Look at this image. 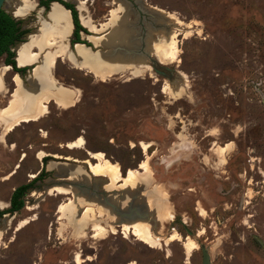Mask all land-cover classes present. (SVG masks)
<instances>
[{"label":"rangeland","instance_id":"rangeland-1","mask_svg":"<svg viewBox=\"0 0 264 264\" xmlns=\"http://www.w3.org/2000/svg\"><path fill=\"white\" fill-rule=\"evenodd\" d=\"M32 1L34 11L16 18L35 33L37 14L46 16ZM82 1L92 37L108 36L113 18L124 14L132 43L127 56L112 58L123 61L104 80L57 58L54 86L75 91L74 104L63 108L47 99L38 120L10 132L0 121L3 212L14 188L42 168L48 172L23 194V207L0 217V264H78V256L84 259L79 264H201V245L210 264H264V0ZM16 2L5 0L3 9L14 16ZM171 30L177 32L176 55L161 61L150 48ZM85 35L80 32L84 45L111 55ZM130 54L145 55V62ZM135 68L140 71L133 76ZM13 73L10 67L2 76L0 107L15 87ZM30 80L26 70L21 81L32 87ZM164 83L184 86L171 96L162 92ZM80 137L82 147H66ZM92 152L116 162L119 177L85 168L80 161L97 162ZM42 154L49 159L38 160ZM130 169L135 174L123 179ZM58 186L68 192H57ZM75 195L92 201L82 198L72 215L58 211ZM157 204L165 217L159 218ZM89 211L103 229L98 237L90 222L77 231L80 212ZM121 219L148 221L157 244L138 240ZM184 238L196 243L190 254Z\"/></svg>","mask_w":264,"mask_h":264},{"label":"bare ground","instance_id":"bare-ground-1","mask_svg":"<svg viewBox=\"0 0 264 264\" xmlns=\"http://www.w3.org/2000/svg\"><path fill=\"white\" fill-rule=\"evenodd\" d=\"M35 5L36 3L32 0H17L15 5L16 11L14 15L19 17L26 16V14H28L29 12L34 11ZM78 8H79V18L82 25L88 29H93L94 24L90 21L89 17L85 15V6L82 0L78 2ZM37 15L39 18V26H40L39 34L30 35L26 39V41L21 42L18 45L19 48H16L17 49L16 62L19 66H26L35 62V60L39 58L38 56L42 55L43 56L41 61L42 64L38 65L32 70L33 75H32V80H30L32 87L25 86L22 83L20 76L17 73L14 74L13 81L15 84V88L12 92V95L10 96L9 102L5 106L0 108V121L5 125V132H10L11 130L14 129V127L19 125L21 122L38 120L40 116H42L46 112L45 100L47 99H52L56 104H58L63 108L70 107L74 104L76 98L75 91L63 86H58V87L54 86V80L52 78L51 73L54 62L57 58L68 59L70 61L77 62L80 69H85L87 72L91 73L94 77L100 80H104L107 76H109L112 73V70H114L113 69L114 64L123 61V59H112L109 56H102L100 53L91 50L90 47L85 46L84 43H75L74 44L75 52L74 54L71 53L69 51L70 48L68 49L67 41L71 33L73 24L69 15V11L60 3L56 1L51 3V7L48 13L49 17H42L40 13H38ZM172 19H176V17L174 16ZM115 21H116L115 22L116 26L114 27V30L110 34H108V36L104 37L107 41L120 39L123 36V34L127 31V30L125 31V29H123L122 26L123 18L120 17ZM177 21L180 22V20ZM176 36H177V32L171 30L167 33H163L162 35H160L158 40H155V42L152 44V47L150 49L159 60L161 61L174 60L177 51ZM88 38L89 40H93V41L100 40V38H95L92 37L91 35H89ZM129 56L131 59L132 55L130 54ZM144 56L141 57L140 55H133L132 60L145 62ZM9 69H10V65L7 64H4L2 67H0V92L3 91L4 89V82L2 76L6 74ZM139 71L140 70L138 68H135L131 70V73L133 76H136L138 75ZM183 84L184 83H180V84L164 83L162 86V92L166 94H170L171 96H176L181 91V89H183L184 86ZM82 144H84V140L83 138L80 137L78 140L68 142L66 144V147H68L69 149L76 147L80 148L82 147ZM88 154L90 155L91 158L97 160V162L95 163L90 162L89 159L85 160V162L87 163L86 166L87 169L93 175L107 173L112 179H117L119 177V169H118V164L116 162L113 163L108 159H106L103 156L102 152H92ZM73 172L81 173V171L78 168H74ZM133 174H135V171L130 169L126 174V177H124L123 179H128L129 176ZM67 190L68 188L62 186H58L56 189L57 192H61V193L68 192ZM150 192L151 194L154 193L153 190H150ZM34 193L35 192L32 191L31 195H33ZM85 197H81V195H75V200H72L68 204L65 203L63 205H60L58 211L67 212L70 215H72L71 213L72 210L74 208L79 209L78 208L79 204L82 200H84L82 198ZM85 200L92 201L91 199H89V197L85 198ZM4 206H6L5 203L0 201V208H4ZM26 208L30 210L33 209V206L28 205ZM155 208L159 215V218L165 217L166 211L162 209L161 204H157ZM67 217L68 219H70L69 215ZM121 221H125V220L121 219ZM86 222H90L91 225L95 228L94 236L98 237L100 233L103 232V229L99 227L100 225L97 221V216L93 213V211L85 212L83 214H81L80 212L78 218L77 231L82 232L81 228L82 226L85 225ZM125 222L131 227L132 234L136 236L138 240L148 244L150 247H153L155 244H157L158 235H155L151 231L150 229L151 226L148 221L128 220ZM25 223H26L25 219L20 220L17 223L15 229L18 230L22 228L25 225ZM125 230H127V228H125ZM176 233H174V235H179ZM182 243L187 254H190L193 251V249L196 247V243L190 238H184ZM83 260L84 259L79 256L76 257V261L78 264Z\"/></svg>","mask_w":264,"mask_h":264},{"label":"trees","instance_id":"trees-1","mask_svg":"<svg viewBox=\"0 0 264 264\" xmlns=\"http://www.w3.org/2000/svg\"><path fill=\"white\" fill-rule=\"evenodd\" d=\"M52 1H57L62 6L70 11L71 19L73 23L72 35L70 38V43H87L86 40L82 39L80 32L83 31L86 34H89L88 30L83 27L78 19V12L75 5L72 2L66 0H38V5L43 7L45 11L49 9V5ZM31 30L28 28L22 27V21L14 17L11 13L6 12L3 8L0 9V57L3 55L4 64L10 65L11 69L15 72L23 74L29 67L23 66L18 67L16 65L15 50L18 44L25 41L26 36L31 33ZM90 45V44H88ZM48 158H44L46 161ZM48 172L44 168L40 169L37 175L30 180L28 183L17 186L11 192L9 197V207L3 210H0V217L3 213L14 212L23 207L22 196L28 188L32 185V182L40 179L42 176L46 175Z\"/></svg>","mask_w":264,"mask_h":264},{"label":"crops","instance_id":"crops-1","mask_svg":"<svg viewBox=\"0 0 264 264\" xmlns=\"http://www.w3.org/2000/svg\"><path fill=\"white\" fill-rule=\"evenodd\" d=\"M66 1H69V2H72V3H75L76 1L75 0H66ZM81 1V0H80ZM51 7V4L49 5V8ZM75 7H76V9H79L78 8V5L76 6L75 5ZM68 10V9H67ZM69 11V10H68ZM69 15H70V18H71V14H70V11H69ZM108 15H110V11L108 12ZM121 18H123V23H122V26H123V29H125V33L123 34V36L120 38V39H114V40H112V41H107L105 38H104V34L103 35H99L101 38H100V40H97L98 42H99V46H102V47H108L109 49H111V51H112V54L113 55H108L109 57L110 56H113V57H110V58H114V57H116V56H121V57H123V55H126L124 52H125V50L129 47V45L128 44H131L132 43V39H130L131 37H129L130 35H129V27H130V24H129V22H128V19H127V16L126 15H121L120 16ZM107 19V21H105V22H102L104 25L106 24V23H108V20L109 19H111V17H106ZM72 20V19H71ZM113 21H114V23L116 22L115 20H114V18H113ZM112 21V22H113ZM120 22V21H119ZM113 23V24H114ZM73 24V23H72ZM98 27L101 25V23H97L96 24ZM103 25V26H104ZM119 25H121V24H119ZM83 26V25H82ZM128 26V27H127ZM83 27H85V26H83ZM86 28V27H85ZM128 28V29H127ZM87 29V28H86ZM72 30H73V25H72V29H71V33H72ZM88 30V29H87ZM90 33L92 32V31H90V30H88ZM110 31V30H109ZM71 33H70V35H69V38H68V49H69V51L71 52V53H73L74 54V52H75V48H74V44L72 45V47H71V45H70V42H69V39H70V37H71ZM90 33H89V35H90ZM92 33H95V32H92ZM89 35H85L86 36V39H88L89 40V38H88V36ZM82 38V37H81ZM83 39V38H82ZM105 39V40H104ZM124 40V41H123ZM89 41H92V40H89ZM126 41V42H125ZM93 42V41H92ZM125 42V43H124ZM106 44V45H105ZM117 45V46H116ZM86 46V45H85ZM114 47V48H113ZM116 49V50H115ZM121 50V51H120ZM73 51V52H72ZM98 52V51H97ZM116 52V53H115ZM118 52V53H117ZM124 53V54H123ZM123 54V55H122ZM103 56H105V55H103ZM107 56V55H106ZM127 56V55H126ZM77 63V62H76ZM16 65H17V63H16ZM77 65H78V63H77ZM18 67H23V66H19V65H17ZM26 66H28L29 67V69H27L28 71H29V76H31V78H32V75H33V69L30 67L31 66V64H29V65H26ZM78 68H79V66H77ZM80 69V68H79ZM14 73H17L19 76H20V78H21V75H23V74H21V73H18V72H15L14 71ZM13 73V74H14ZM27 77V76H26ZM14 88L15 87H13L12 89H11V91H9V95L11 96L12 95V92H13V90H14ZM4 89H5V86H4ZM3 89V90H4ZM2 92V91H1ZM0 92V93H1ZM10 99V98H9ZM9 99H8V101H7V103L9 102ZM52 101V100H51ZM50 101V102H51ZM49 102V103H50ZM6 103V104H7ZM5 104V105H6ZM4 105V106H5ZM1 108V107H0ZM31 122V121H30ZM0 127H2L1 125H0ZM149 148V147H148ZM40 151H42V150H40ZM45 155H46V152H45ZM45 155H43L41 158H37L38 160H43L44 158H48V156H45ZM89 158H90V156H89ZM20 159H22V158H20ZM49 159V158H48ZM91 159V158H90ZM93 159V158H92ZM86 159H84V160H82V161H80V162H83V163H85L84 161H85ZM86 164V163H85ZM86 166H87V164H86ZM86 166H85V168H86ZM17 167H16V165H15V167H14V169L12 170L13 171V173L16 171L15 169H16ZM11 172V171H10ZM125 174V173H124ZM12 176V175H11ZM6 205H7V203H6Z\"/></svg>","mask_w":264,"mask_h":264},{"label":"water","instance_id":"water-1","mask_svg":"<svg viewBox=\"0 0 264 264\" xmlns=\"http://www.w3.org/2000/svg\"><path fill=\"white\" fill-rule=\"evenodd\" d=\"M4 2H5V0H0V9L1 8H3V5H4ZM52 2H55V1H52ZM51 2V3H52ZM57 2V1H56ZM50 3V4H51ZM49 10H50V8L47 10V11H45V16L46 17H49L48 16V13H49ZM37 14V13H36ZM38 16V15H37ZM43 16V15H42ZM14 17H17L16 15H14ZM44 17V16H43ZM78 19H79V22H80V24L82 25V23H81V21H80V18H79V15H78ZM39 27L40 26H38L37 27V31L38 32H35V33H30V34H28L27 35V38L30 36V35H36V34H39ZM16 48H19V47H16ZM36 52H37V50H36ZM15 54H17V49H16V51H15ZM44 54V53H43ZM39 58L37 59V60H35V62H33L32 64H31V68L32 69H34L35 67H37L38 65H41L42 63H41V61H42V55L41 56H38ZM14 59H15V61H16V55H15V57H14ZM17 63V62H16ZM18 65V64H17ZM0 209H2V208H0ZM3 214H5V213H3ZM188 233L189 234H191V231H189L188 230ZM200 250H201V264H210V255H209V252H208V250H207V248L205 247V246H203V245H201L200 246Z\"/></svg>","mask_w":264,"mask_h":264},{"label":"flooded vegetation","instance_id":"flooded-vegetation-1","mask_svg":"<svg viewBox=\"0 0 264 264\" xmlns=\"http://www.w3.org/2000/svg\"><path fill=\"white\" fill-rule=\"evenodd\" d=\"M71 35H72V33H71ZM26 37H27V36H26ZM70 38H71V37H70ZM69 42H70V39H69ZM76 43H79V42H76ZM73 44H75V43H73ZM73 44L70 43L71 47H72ZM28 69H29V68H28ZM0 210H3V208L0 209ZM2 215H3V214H2Z\"/></svg>","mask_w":264,"mask_h":264}]
</instances>
